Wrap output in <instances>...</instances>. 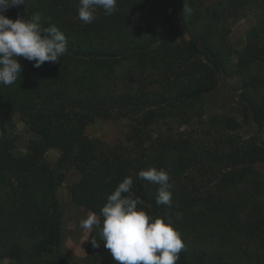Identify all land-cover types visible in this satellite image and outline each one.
Returning <instances> with one entry per match:
<instances>
[{
    "label": "trees",
    "instance_id": "1",
    "mask_svg": "<svg viewBox=\"0 0 264 264\" xmlns=\"http://www.w3.org/2000/svg\"><path fill=\"white\" fill-rule=\"evenodd\" d=\"M248 2L263 15L247 30L245 44L235 49L227 38L229 29L221 33L219 28L228 17L246 13ZM184 5L190 14L183 13ZM77 7L78 0H30L28 14L39 12L45 26H57L68 51L59 62L39 68L17 57L21 79L0 85V259L68 264L61 249L63 213L57 189L65 177L63 167L72 165L80 174L70 187L72 200L97 214L106 196L131 176L143 210L171 217L180 233L185 247L176 264H264V185L256 169L264 164V142L256 134L243 139L238 133L247 116L264 127V2L117 0L112 15L98 9L89 24L76 19ZM157 9L168 18L177 16L187 38L169 41L164 38L168 31L144 29L146 15ZM4 15L15 20L27 12L20 6ZM170 31L178 34L179 29L172 25ZM124 62L130 63L125 71L129 82L116 89V82H109ZM234 75L240 77L235 91L243 102V117H195L197 128L206 124L203 133L169 131L157 140L147 133L169 117L188 123L194 116L191 105ZM129 114L134 122L125 138L133 147L99 152L100 140L85 133L87 125ZM15 115L35 134L23 153L14 150ZM49 149L59 152L56 166L45 158ZM150 167L168 172L170 206L157 205V186L137 179L139 170ZM177 212L182 218H176ZM209 226L215 228V244L206 250L196 239ZM90 237H97L100 247L94 248ZM88 248L95 264H118L95 230Z\"/></svg>",
    "mask_w": 264,
    "mask_h": 264
},
{
    "label": "clouds",
    "instance_id": "2",
    "mask_svg": "<svg viewBox=\"0 0 264 264\" xmlns=\"http://www.w3.org/2000/svg\"><path fill=\"white\" fill-rule=\"evenodd\" d=\"M20 6H24L26 16L12 20L4 15L7 9ZM98 9L110 16L117 10V0H78L76 19L92 23ZM183 13L190 14L191 8L184 5ZM67 51L63 32L54 24L45 26L41 13L28 14L27 0H0V85L9 86L21 79L17 57L39 68L44 62H59ZM137 179L157 186V205L172 204V185L166 170L142 169ZM133 183L131 176L123 178L106 196L99 214L90 212L80 220V227L90 233L95 230L118 264H176L185 247L180 233L173 228L171 217L158 218L143 210L144 200L132 191ZM176 218H182V213L177 212ZM90 238L94 248L100 247L97 237Z\"/></svg>",
    "mask_w": 264,
    "mask_h": 264
},
{
    "label": "rangeland",
    "instance_id": "3",
    "mask_svg": "<svg viewBox=\"0 0 264 264\" xmlns=\"http://www.w3.org/2000/svg\"><path fill=\"white\" fill-rule=\"evenodd\" d=\"M205 1L209 4H216L218 2V0ZM263 2L264 0H261V3ZM29 3L30 0H27V5ZM246 5V13L239 14L237 19H234L233 16L228 17L227 21L223 23L224 27L219 28V32L221 33L225 32L224 28L229 29L227 38L229 43L235 49H240L245 44V35L247 30L250 26L255 24L256 21H258V18L263 15V10L261 8L256 7L250 2L246 3ZM213 17L214 14L209 15L207 19L212 20ZM172 25H175L176 28L179 29L178 34L170 31ZM142 26L144 29L152 33L168 31L164 38L169 41H178L179 39L187 38L185 31L181 27L180 19L174 14H170L168 18L164 16L159 9L147 14ZM235 61L236 56L233 54L230 57L231 65H233ZM128 68H130V63L124 62L122 69L115 70L114 78L112 77L109 83H113L115 81L116 85L114 87L116 89H122L127 86L129 76L125 71H127ZM229 68L233 67L230 66ZM239 85V76L234 75L229 77L227 85H221L216 91L206 93L199 101H196L191 105V107H195V110H191L194 116L188 123L180 118L174 119L173 117H169L168 120L162 121V123L156 122L153 124L148 129L147 133L150 132L154 140H157L160 135L163 136L169 131L175 133H190L191 131L195 132L197 130L200 131V133H203L204 131H207L208 128L206 124L204 125L203 123H201V126H198L199 128H197L196 124H194L195 117L197 119H205L207 114L223 113L243 117V102L240 101L238 91H235V88L239 87ZM130 117L131 114L116 120L97 118L94 122L87 125L85 133L90 137H96L100 140L99 152H106L108 149L120 145L131 149L133 144L128 142L125 138L126 133L131 131L134 122ZM246 119L247 120L244 121L242 127L238 131L240 137L247 139L251 135L256 134L264 142V127L261 129L258 128L250 120L249 116H247ZM14 123V150L15 152L23 153L27 149L29 140L35 138V134L27 127L18 115L14 116ZM214 136L216 137V133H214ZM207 140H212L211 135H209ZM58 156V150L49 149L46 152L45 158L52 166H56ZM256 169L260 175V183L264 185V164L257 165ZM62 170L65 173V177L62 184L57 189V196L61 202L63 213L61 221L62 253L68 264H95V262H92V254L89 252L88 248L90 232L83 230L79 225L80 220L86 218V216L92 211L74 202L70 193L71 185L79 179L80 174L72 165L64 166ZM196 241H201V244L198 245L203 246L206 250H211L215 244L214 226H209L208 230L201 236V239H196ZM194 243L196 244L195 241ZM190 244L193 245V241ZM0 264H14V261L9 258H3L0 259Z\"/></svg>",
    "mask_w": 264,
    "mask_h": 264
}]
</instances>
